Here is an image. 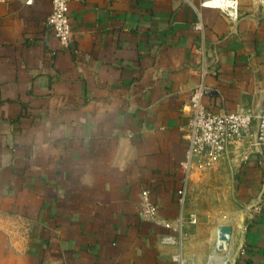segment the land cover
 Here are the masks:
<instances>
[{"label":"crops","instance_id":"obj_1","mask_svg":"<svg viewBox=\"0 0 264 264\" xmlns=\"http://www.w3.org/2000/svg\"><path fill=\"white\" fill-rule=\"evenodd\" d=\"M28 1L0 3V264H264L256 120L178 203L195 91L214 112L264 103V0H73L69 47L51 0ZM207 176L227 192L196 191ZM145 188L159 223L139 218ZM181 214L183 245L163 244Z\"/></svg>","mask_w":264,"mask_h":264},{"label":"built area","instance_id":"obj_2","mask_svg":"<svg viewBox=\"0 0 264 264\" xmlns=\"http://www.w3.org/2000/svg\"><path fill=\"white\" fill-rule=\"evenodd\" d=\"M73 0H51L52 11L48 24L62 46L69 47L74 42V27L69 15V7ZM7 0H0L5 3ZM31 0L28 1L30 3ZM205 6H213L223 11H229L236 6L233 0H205ZM203 88H198L191 98L192 116L188 124L189 148L186 161L182 164L185 170L183 185L178 190V203L183 207L186 203L187 183L194 163L208 167L217 163L230 146L239 143L249 134L253 122L257 121V141L259 152L264 156V103L257 113L249 110L214 112L201 102ZM139 218L145 221L159 223V209L152 198V192L145 188L141 192L138 203ZM186 218L181 214L176 220L165 221L162 225L168 234L162 237V243L182 246L185 240ZM197 218L191 215L190 224H195ZM174 261L185 264L181 254L174 256Z\"/></svg>","mask_w":264,"mask_h":264},{"label":"rangeland","instance_id":"obj_3","mask_svg":"<svg viewBox=\"0 0 264 264\" xmlns=\"http://www.w3.org/2000/svg\"><path fill=\"white\" fill-rule=\"evenodd\" d=\"M211 166H208L206 168H209ZM203 182V181H202ZM228 185L227 183L224 181V180H220V181H217L215 180L213 177L210 178V177H205V180H204V185L203 186H200V185H196L195 186V189L196 191H199L200 193L203 192V193H212V194H215L216 192H220V193H224L227 192L228 190ZM231 188H232V193H233V190H234V186L231 185Z\"/></svg>","mask_w":264,"mask_h":264},{"label":"water","instance_id":"obj_4","mask_svg":"<svg viewBox=\"0 0 264 264\" xmlns=\"http://www.w3.org/2000/svg\"><path fill=\"white\" fill-rule=\"evenodd\" d=\"M259 148V147H258ZM264 192V187H263ZM233 234V227L230 225H220L218 227V237H219V250L228 251L230 248L231 238Z\"/></svg>","mask_w":264,"mask_h":264},{"label":"bare ground","instance_id":"obj_5","mask_svg":"<svg viewBox=\"0 0 264 264\" xmlns=\"http://www.w3.org/2000/svg\"><path fill=\"white\" fill-rule=\"evenodd\" d=\"M223 257V256H222ZM222 259H224V258H222ZM218 260V259H217ZM216 261V260H215ZM217 262V261H216Z\"/></svg>","mask_w":264,"mask_h":264}]
</instances>
